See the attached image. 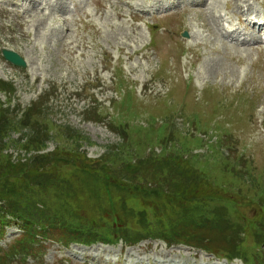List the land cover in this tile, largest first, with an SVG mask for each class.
Segmentation results:
<instances>
[{"label":"rangeland","instance_id":"rangeland-1","mask_svg":"<svg viewBox=\"0 0 264 264\" xmlns=\"http://www.w3.org/2000/svg\"><path fill=\"white\" fill-rule=\"evenodd\" d=\"M36 1L0 0L3 188L17 179L46 193L35 195V202L48 201L39 208L117 245L97 242L91 248L98 250L78 255L55 242L67 235L58 229L38 242L29 232L22 237L8 217L22 203L0 194V260L193 264L181 249L195 261L201 253L214 258L197 249L205 247L237 264H264V27L250 32L235 6L250 5L263 23L264 0H208L191 12L184 9L202 0ZM171 4L181 9L148 12ZM193 41L197 49H189ZM2 49L26 68L5 62ZM10 164L35 165V179L54 188L29 186L35 171L17 176ZM199 179L207 185L188 192L208 200L186 204L205 221L176 216L168 199L143 202L144 194L164 196L179 181ZM148 208L150 217L142 212ZM164 224L196 246L166 243Z\"/></svg>","mask_w":264,"mask_h":264},{"label":"trees","instance_id":"trees-1","mask_svg":"<svg viewBox=\"0 0 264 264\" xmlns=\"http://www.w3.org/2000/svg\"><path fill=\"white\" fill-rule=\"evenodd\" d=\"M8 170H12L14 169L17 176H20L21 174H24L27 175V174H30V171L34 170L35 173H33L32 175H34L33 178L30 177V185L31 187H34V188H37V187H40L42 188L43 186H45V184H49L50 185V188L49 189H53L54 186L52 183H45V184H42V183H39L37 181L36 176H37V169L35 170V165L31 164V165H27V164H18L17 166H13V165H7L6 167ZM50 168V167H47L46 169L42 170V173L46 172L47 169ZM104 173H107L105 170L102 171V174ZM4 172H1L0 173V194H2L3 196H13L15 197L16 199H18V201L20 200V202L22 203V205L20 204H17L19 205V207L15 206V207H12L14 208L13 211L14 212H9L11 215L17 217V218H20L22 220H28L30 222L29 224V228H28V232L29 233H34L33 235H37V232L36 230H34V226L36 225L37 227L39 228H45V227H50L51 229L52 228H59V225L61 224L62 222V219L59 218V215L58 214H51L50 211H48L47 209H41L42 207H49L47 205L48 201L45 199V202L44 200H39V202H35V195H39V196H45V194H36L35 193V190H32V191H28V187H26V185H23L21 183L18 182L17 179H15V184H11V185H6L5 188H3V184H4V178H3V175ZM102 176V175H101ZM140 177H143V175L141 176V174H139ZM143 182H145L144 180V177H143ZM204 183V185H202ZM36 185H38L36 187ZM190 185H195L197 187H205L207 185V182L205 183L203 180H193V181H179L177 184H175L174 186H172L170 188V185H168V188L169 189V192L167 194H165L164 196H159V197H152V196H148V194H144L142 199H143V202H146L148 204H153L159 200H161L162 198H164L163 201H166L168 199V203L169 205H171V207L173 208V210H175L176 212V216H186L185 218H189L190 216L191 217H194L195 216H198L202 218V212L203 211H200L198 210V208H195L194 205H187L186 204V201L188 199L190 200H199L198 202H203L205 200H208L206 198H203V197H199V196H194L192 195L190 192H188L189 190V186ZM178 186V187H177ZM181 186V187H180ZM10 188V191L9 189L3 193L2 192V188L3 190L7 189V188ZM117 187V186H116ZM176 194V195H175ZM163 195V194H161ZM170 196V197H169ZM28 197H31L33 199H30ZM53 198H55L53 196ZM171 198H175V203L172 204L171 203ZM218 199H216L217 201ZM153 202V203H152ZM46 204V206H45ZM42 206V207H41ZM41 207V208H39ZM142 212H145L143 214H145L146 216L150 217V214L152 213L151 209L148 208L146 210H143ZM160 214H163L164 216H166L162 211H159ZM167 217V216H166ZM199 217H196V218H199ZM203 221L206 220V218H202ZM161 222L162 221H166L167 223H169V219L166 218V219H162L160 220ZM166 224V223H165ZM165 224H164V228H165ZM63 226V229L64 231L67 233L68 236H70L72 238V241H75V242H81V243H91V242H94L96 241L94 238H92V235L90 236L89 233H87V230L83 229V228H75L69 224H61ZM167 228V229H166ZM165 228V230L162 232V236L164 237L166 243L170 244V243H173V242H185L186 244H189L190 246H196L195 243H193V241H185V240H182V239H179V237H175V235H173L172 233V230L170 229V225L167 226ZM145 232L146 234H150L148 231V229H145ZM156 233H161V231H156ZM139 234H142V233H139ZM33 235L31 238H33ZM111 236H114L112 233L109 234ZM129 238V237H127ZM138 239V237H134V239L132 240L134 243L138 242L136 241ZM250 240H254L256 242V238H250ZM103 241H107V240H103ZM109 242V241H107ZM130 243V242H128ZM258 243V241H257ZM255 245V244H254ZM200 249H203V250H206L210 253H213L210 249H206L205 247H201ZM216 254V253H214ZM218 256H222L221 252H218L217 254Z\"/></svg>","mask_w":264,"mask_h":264},{"label":"bare ground","instance_id":"bare-ground-1","mask_svg":"<svg viewBox=\"0 0 264 264\" xmlns=\"http://www.w3.org/2000/svg\"><path fill=\"white\" fill-rule=\"evenodd\" d=\"M32 1H36V0H32ZM195 1H197V0H195ZM194 1V2H195ZM236 1H238V0H236ZM36 2H38V1H36ZM163 2L164 1H162V2H159V1H157V3L156 4H159L160 6L161 5H163ZM173 6H172V8L170 7V6H168V7H170L169 9H181V8H178V4H172ZM208 5V0H202V1H200V3L197 5V3L195 4V6H193L192 8H194V9H191V8H186V9H184V12H191V11H200L201 9H203V7H205V6H207ZM235 6H236V8H237V17H238V20L239 21H245V18L247 17V15H248V13H253V8L250 6V5H246V6H244V5H239V2H238V4H235ZM212 17H214V18H217V16L214 14H212ZM216 24V23H215ZM199 26L201 27V28H203L204 30H206V26H204V25H201V24H199ZM215 27H217V26H215ZM218 31H220L219 29H218ZM231 31V33H234L235 31H233V30H230ZM238 41V40H237ZM243 41V40H242ZM204 42H202V44H203ZM242 45H243V43H242ZM190 48H195V49H197L198 48V45H197V42L196 41H193V43H192V46H190L189 47V49ZM108 249V248H107ZM82 250V249H81ZM93 251H96V250H98V248H94V249H92ZM101 250V249H100ZM102 250H104V249H102ZM131 250V249H130ZM182 251L181 252H184L183 254L189 259V260H191V261H193L192 263L193 264H203L202 262V260H204V261H206L207 263H204V264H212V263H209L210 261H211V259L212 258H209V257H207L206 255H204L203 253H201L202 255H200L199 256V259L200 260H198V261H195V259L193 260V258H191L192 256H194V255H192V254H194V253H189V252H187L188 251V249L187 248H182L181 249ZM87 251H90V250H87ZM131 253V251H127V254H130ZM97 255L98 254H94L93 255V257L94 258H96L97 257ZM202 259V260H201ZM170 264H181L180 263V261H172V260H170ZM182 264H189V263H187V262H184V263H182ZM213 264H225V262H222V263H218V262H216V263H213ZM234 264H236V263H234Z\"/></svg>","mask_w":264,"mask_h":264},{"label":"water","instance_id":"water-1","mask_svg":"<svg viewBox=\"0 0 264 264\" xmlns=\"http://www.w3.org/2000/svg\"><path fill=\"white\" fill-rule=\"evenodd\" d=\"M184 36H186V34H184ZM2 55L4 60H6L7 62L20 67V68H26V63L23 60V58H21L19 55H17L16 53L12 52V51H8L3 49L2 51Z\"/></svg>","mask_w":264,"mask_h":264}]
</instances>
